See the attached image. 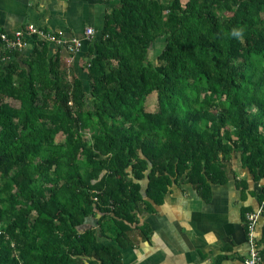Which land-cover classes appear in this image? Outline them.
Wrapping results in <instances>:
<instances>
[{"label":"trees","instance_id":"trees-1","mask_svg":"<svg viewBox=\"0 0 264 264\" xmlns=\"http://www.w3.org/2000/svg\"><path fill=\"white\" fill-rule=\"evenodd\" d=\"M119 2L87 73L0 29V264H119L143 207L182 183L209 201L233 160L258 183L236 180L264 264V0Z\"/></svg>","mask_w":264,"mask_h":264},{"label":"crops","instance_id":"crops-1","mask_svg":"<svg viewBox=\"0 0 264 264\" xmlns=\"http://www.w3.org/2000/svg\"><path fill=\"white\" fill-rule=\"evenodd\" d=\"M119 4V0H0V29L11 32L34 24L68 39L84 38L85 29L91 26L96 30L95 41L105 26L107 13ZM84 47L73 56L65 49L57 51L66 60L72 58L70 68L87 73ZM56 49L57 45L50 44L51 53H57ZM233 164L247 171L233 160L228 166L227 182L213 185L209 201L182 183L174 185L173 192L154 211L143 207L137 224L147 225V234L141 227L129 232L130 244L120 247L119 264H244L249 245L241 206L254 208L258 203L250 193L241 199L236 185L241 177L234 176ZM249 188L257 190L258 185Z\"/></svg>","mask_w":264,"mask_h":264},{"label":"built area","instance_id":"built-area-1","mask_svg":"<svg viewBox=\"0 0 264 264\" xmlns=\"http://www.w3.org/2000/svg\"><path fill=\"white\" fill-rule=\"evenodd\" d=\"M11 35V38H9L7 34H1V37L4 40L3 45L6 48H17L24 50L26 47L31 46L33 38H37L40 40H45L50 44L57 45V49L55 51L65 49L70 54V56H73L84 47L85 41L87 42L94 39L96 30L93 27L88 26L85 29L84 38L72 37L65 39L34 24H29L25 29L15 30ZM66 61L69 67L72 63V58H69ZM261 214L262 206L258 207L255 211H249L246 214L248 220L247 241L249 245V251L244 264H262L259 252L260 246L257 242V239L260 235L259 231Z\"/></svg>","mask_w":264,"mask_h":264},{"label":"rangeland","instance_id":"rangeland-1","mask_svg":"<svg viewBox=\"0 0 264 264\" xmlns=\"http://www.w3.org/2000/svg\"><path fill=\"white\" fill-rule=\"evenodd\" d=\"M160 1H164V2H167L168 0H160ZM183 2H186L187 0H182ZM95 38V37H94ZM93 41V40H92ZM161 45H162V41H159V42H157V43H155V45L149 50V54H148V57L153 61V62H159L158 61V57H157V55H158V53L160 52V49H161ZM29 47H31V46H28V47H26V49H28ZM85 50V49H84ZM87 71H88V68H87ZM88 85V84H87ZM157 102V99H156V93L154 92V93H152L149 97H148V99H147V103H146V108L148 109V110H155V108H156V103ZM62 139V134H58V136H57V140L58 141H60ZM233 168H236L235 170V172H234V176L236 177V176H238V177H241V178H246L247 180H249L250 181V179H252V176L251 175H249L248 174V172L247 171H242V170H240V169H238L237 167H236V165H234L233 164ZM251 182V181H250ZM242 182H240V184H241ZM257 184L258 183H251V184H249L250 185V187H254V186H256L257 187ZM98 217H99V214L97 215ZM95 217L94 218V220H98L97 218L98 217Z\"/></svg>","mask_w":264,"mask_h":264},{"label":"clouds","instance_id":"clouds-1","mask_svg":"<svg viewBox=\"0 0 264 264\" xmlns=\"http://www.w3.org/2000/svg\"><path fill=\"white\" fill-rule=\"evenodd\" d=\"M233 34H234V35H239L240 33H239L238 30H234V31H233Z\"/></svg>","mask_w":264,"mask_h":264}]
</instances>
